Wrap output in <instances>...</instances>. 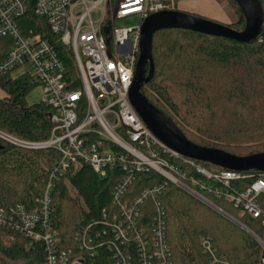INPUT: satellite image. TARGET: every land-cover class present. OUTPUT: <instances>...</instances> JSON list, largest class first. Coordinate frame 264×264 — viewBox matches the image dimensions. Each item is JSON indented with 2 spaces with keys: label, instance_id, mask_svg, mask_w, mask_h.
I'll list each match as a JSON object with an SVG mask.
<instances>
[{
  "label": "trees",
  "instance_id": "trees-1",
  "mask_svg": "<svg viewBox=\"0 0 264 264\" xmlns=\"http://www.w3.org/2000/svg\"><path fill=\"white\" fill-rule=\"evenodd\" d=\"M230 1L236 10L237 20L229 26L242 31L245 28V18L236 1ZM258 1L264 10V0ZM19 23L26 34L40 33L44 39L49 38L53 43L57 41V36L50 32L45 21L33 13L23 16ZM10 47L9 40H0V59ZM57 49L64 59L67 53L60 46ZM152 56L154 76L142 93L191 142L218 148L234 156L264 153V98H261L260 107H247L245 91L247 86H264V28L258 40L250 43H239L182 29L161 30L154 34ZM66 62L68 70L74 72L72 60L65 59ZM204 62L211 68H221V71L236 67L247 72L244 74L240 69L241 78L236 74L238 83L235 82L234 88L226 92L232 110L221 115L214 113L213 118L205 115L210 106L206 105L203 95L211 80H208V74L203 71ZM32 80L33 77L29 74L17 78H13L11 73L0 76V130L26 140L46 141L52 136L54 127L51 121L52 107L42 102L33 105L26 102L27 95L36 87ZM57 155L54 149L21 150L0 140V207L6 208L17 203L27 206L29 210L39 207L52 176L49 167ZM167 159L189 170L190 178L183 180L186 186L200 192L216 207L250 229L264 243L261 220L245 216L225 198L193 187L191 179L199 178L193 168L184 166L177 159ZM200 163L209 171L222 169L210 163ZM124 175L122 170L115 168L108 171L106 176H100L85 164L77 171L52 179L51 225L59 234L61 249L79 253L76 234L81 228L79 222H85L84 229L89 227L87 232L93 236L92 244L98 252L95 258L89 257L86 252H80L87 261L111 264V249L118 246L129 250L128 264H143L134 234L127 240L117 241L109 226L103 224V211H110L111 214L106 222L113 220L112 214L119 213V207L113 203L112 193ZM258 177V172L249 171L239 181L232 182L231 189L245 191ZM202 180L208 187L218 186L206 178ZM161 182L162 177L153 171L139 173L126 199L131 203L145 189ZM160 208L167 214L164 230L171 251L170 259L165 264H212L213 259L204 252L200 241L202 237H209L216 250L218 261L214 264H263L264 247L255 237L175 185L166 186L160 195L149 197L138 207L140 216L135 222L136 229L149 227ZM103 228H107L106 234H103ZM98 232L100 238L95 237ZM29 241L13 225H0V259L15 263L24 261L25 264H43L44 246L38 243L34 248H27Z\"/></svg>",
  "mask_w": 264,
  "mask_h": 264
},
{
  "label": "built area",
  "instance_id": "built-area-1",
  "mask_svg": "<svg viewBox=\"0 0 264 264\" xmlns=\"http://www.w3.org/2000/svg\"><path fill=\"white\" fill-rule=\"evenodd\" d=\"M177 1L0 0V40L11 42L9 51L0 59V76L28 66L25 74L33 77V85L43 88L42 103L52 107L54 126L52 136L46 141L26 140L1 130L0 140L21 150L54 149L58 153L49 167L52 176L39 207L29 210L20 203L0 207V225H13L29 238L27 248L42 244L43 264H94L80 252L88 253L91 258L98 255L92 244L93 236L87 232L89 227L84 229L85 222H79L81 228L76 234L79 253L61 249L59 234L51 225L52 179L77 171L85 164L100 176L115 168L125 174L112 193L119 213L112 214L113 220L109 223L106 220L110 211H103V224L109 226L117 241L127 240L134 234L143 264H165L171 251L164 230L165 211L157 209L149 227L136 229L138 207L171 185L181 187L203 203L207 200L184 184L183 180L190 178L189 170L167 157L193 168L199 176L191 179L193 187L231 201L245 216L261 220L264 227V171L245 191L231 189L232 182L239 181L245 173L226 169L209 171L200 161L170 149L149 130L130 101L140 56L142 25L153 14L176 10ZM94 12L99 13L98 19L93 18ZM28 13L42 18L57 41L44 39L40 33H24L19 21ZM134 17L138 22L133 27L114 26L117 20ZM108 27L110 32L106 34ZM57 46L67 53L64 59ZM65 59L72 60L74 72L68 70ZM152 171L162 177V182L148 187L130 203L126 196L136 175ZM204 178L218 186H206ZM91 222L96 224L94 220ZM106 233L107 228H103V234ZM95 237L100 238V233ZM200 241L204 252L213 259L212 264L216 263L211 239L202 237ZM111 251V264H128V249L115 246Z\"/></svg>",
  "mask_w": 264,
  "mask_h": 264
},
{
  "label": "water",
  "instance_id": "water-1",
  "mask_svg": "<svg viewBox=\"0 0 264 264\" xmlns=\"http://www.w3.org/2000/svg\"><path fill=\"white\" fill-rule=\"evenodd\" d=\"M245 18V28L237 31L229 25L200 17L195 14L178 10L161 11L151 15L142 25L140 56L136 72L130 89V101L136 112L151 130L167 147L178 152L185 158L206 162L222 169L248 173L249 171L263 173L264 153L249 156H234L218 148L199 146L191 142L177 125L163 112L157 109L142 93L143 88L154 76V61L152 56V42L156 32L166 29H182L203 35L234 40L239 43H250L258 40L264 28V10L258 0H235ZM106 34L110 32L108 27ZM204 203L240 225L257 239L264 247V243L250 229L231 218L221 209L207 200Z\"/></svg>",
  "mask_w": 264,
  "mask_h": 264
},
{
  "label": "rangeland",
  "instance_id": "rangeland-1",
  "mask_svg": "<svg viewBox=\"0 0 264 264\" xmlns=\"http://www.w3.org/2000/svg\"><path fill=\"white\" fill-rule=\"evenodd\" d=\"M176 7L178 11L195 14L200 17H204L206 19L213 20L225 25H230L231 23L237 20L236 10L230 0H183V1L178 0ZM99 16H100L99 13L94 12L93 14L94 19H98ZM137 22L138 19L136 17L128 18L123 20H117L114 26L133 27L137 24ZM209 66L210 65H207L205 63L203 68L204 73H206V75L208 74V76L206 77L208 78V80H211V84L207 89V92H205L204 93L205 95L203 96L205 97L204 101L206 102V105L210 106L209 109H206L205 115L213 118V115H215L214 113L221 115L223 112L227 110L228 111L232 110L231 105L227 100L226 92L234 88V84L235 82H237L236 79H238L236 77V74L239 75L240 73L239 71L241 68L238 69L236 67H229L221 71L222 70L221 68L218 67L211 68ZM241 70L242 72H244V74L247 73L243 69ZM27 71H28V66H21L16 70H14L11 73V76L13 78H17L25 74ZM239 78H241V76ZM263 88L264 86H262L261 84L260 86H255V85L249 87L247 86L245 90L247 107L255 106L257 108L262 105L261 98H264ZM42 99H43V88L40 85H37L27 95L26 102L30 105H33L36 103H41ZM238 109L240 108L238 107ZM0 264H25V262L19 261L15 263L7 259H2V260L0 259Z\"/></svg>",
  "mask_w": 264,
  "mask_h": 264
}]
</instances>
